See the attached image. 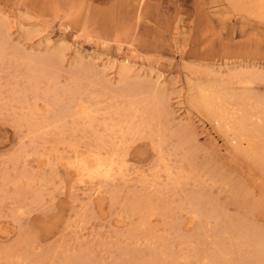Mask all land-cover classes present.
I'll list each match as a JSON object with an SVG mask.
<instances>
[{"label": "rangeland", "instance_id": "374dc122", "mask_svg": "<svg viewBox=\"0 0 264 264\" xmlns=\"http://www.w3.org/2000/svg\"><path fill=\"white\" fill-rule=\"evenodd\" d=\"M0 30L10 57L63 52L60 71L49 68L61 75L62 88L77 66L95 69L113 87L123 61L118 50H134L132 78L164 99L162 153L150 140H137L126 182L103 183L102 195L90 196L66 174L59 156L68 152L59 144H88L95 133L105 134L97 124L113 95L84 80V90L103 97L93 126L81 120L75 135L53 130L36 139L13 95L26 83L23 60H6L0 71V264H212L213 256L220 258L216 264H262L256 237L264 239V161L251 147L260 137L237 146L215 118L189 106L188 95L214 80L212 70H264V18L235 11L227 0H0ZM251 88L264 96V83ZM52 90L42 84L29 105L47 108L40 98ZM67 125L75 127L71 119Z\"/></svg>", "mask_w": 264, "mask_h": 264}, {"label": "bare ground", "instance_id": "6f19581e", "mask_svg": "<svg viewBox=\"0 0 264 264\" xmlns=\"http://www.w3.org/2000/svg\"><path fill=\"white\" fill-rule=\"evenodd\" d=\"M227 1L235 11L255 18H264V0L260 3L255 0ZM9 51V38L5 33L3 36L0 30V71L7 59L23 60L26 83L23 89L15 88L13 95H16L15 102L21 105L17 109L23 110L22 121L27 124L33 138H44L53 130L62 135L69 132L75 135L79 131L75 122L81 120L86 121L88 126H93L96 122V114L103 109V97H93L92 91L84 90L83 86L87 85L84 80L96 81V85L100 86L105 85L104 95L108 92L113 95V105L104 109V115L107 117L103 116L97 124L98 129L101 128L105 134L98 136L95 133L88 144L65 140L59 144L63 145L62 152H68L67 156L60 155L59 160L63 161L65 172L71 178V182L77 184L82 191H90V196H100L103 193L101 184L125 183L129 175V160L137 151H132L137 140H150L157 153H162V140L159 137L162 139L163 134L158 129V117L164 106L163 94L160 92L151 94L152 89L149 85L146 86L144 82L137 80V76L132 78V69L137 59L134 50L130 49L127 54H122V49L118 50L119 55H123V61L115 66L118 80L113 83V87L109 82L101 80L102 74L96 73L95 69L89 70L77 66L75 78L71 76L65 88L59 86L61 75L55 73L56 76H53L49 71V68L60 71L63 52L56 49L47 56L26 58V55L18 52L10 57ZM108 64L111 65V62ZM113 65L115 64H112V68ZM109 68L111 67H106V70ZM70 73L73 74V71ZM208 74L213 76L214 80L197 84L196 93L188 95L189 106L209 113L225 133L233 135L232 141H235L237 146L245 142L250 147V137L254 135L257 138L259 135L260 138L253 142L251 147L253 155L264 161V96L250 92L253 84L264 83V70L241 66L227 68L226 73L212 70ZM44 83L53 87L52 91L45 92L40 98L47 108L38 106L36 102L30 106V96L36 101L40 97L38 91ZM234 85L239 86V92L237 88L234 90ZM84 94L88 97L85 98ZM166 104L167 102L165 108ZM178 104L182 106L181 110L187 112L186 116L189 118L190 114L182 97L178 98ZM68 119L74 121V128L67 125ZM255 120L262 123L256 127L253 122ZM58 150L55 147L54 151ZM24 154L28 155L26 152ZM161 160H164L163 157ZM169 169L166 171L170 172ZM167 176L169 180L170 174L168 173ZM26 178L27 176H23V179ZM31 182L32 179L27 180V183ZM190 205L194 207L193 203ZM194 212L200 215L197 211ZM250 237L254 238V234ZM256 238L258 245L264 249V239ZM211 261L212 264H216L220 262V258L213 256ZM258 261L264 264V253L258 257Z\"/></svg>", "mask_w": 264, "mask_h": 264}]
</instances>
